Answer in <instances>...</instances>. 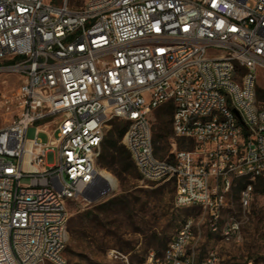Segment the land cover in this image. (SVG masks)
I'll return each mask as SVG.
<instances>
[{
    "label": "built area",
    "instance_id": "obj_1",
    "mask_svg": "<svg viewBox=\"0 0 264 264\" xmlns=\"http://www.w3.org/2000/svg\"><path fill=\"white\" fill-rule=\"evenodd\" d=\"M0 60L21 77L3 102L18 111L0 128V264H67L68 204L103 190L115 119L128 123L122 141L144 180H172L177 206H203L212 232L241 239L235 216L220 225L221 208L246 178L248 210L264 177V0H0ZM166 104L188 144L174 141L167 159L150 118ZM200 237L188 218L139 264H221L215 248L198 260Z\"/></svg>",
    "mask_w": 264,
    "mask_h": 264
},
{
    "label": "rangeland",
    "instance_id": "obj_2",
    "mask_svg": "<svg viewBox=\"0 0 264 264\" xmlns=\"http://www.w3.org/2000/svg\"><path fill=\"white\" fill-rule=\"evenodd\" d=\"M256 1L251 0V3ZM4 64L6 61L0 60V128L8 124L18 111L16 106L8 109L3 102L13 97L21 83L19 74ZM259 83L264 86V70L260 71ZM150 118L154 147L159 157H171L174 141L178 142L179 148L188 147L184 139L175 135L173 123L161 132L157 109ZM111 128L112 124L106 127V134ZM156 132H161L163 136L155 141ZM27 135L28 138L36 137L35 125L29 128ZM40 138L48 141L49 135L41 133ZM121 145H124L123 141ZM56 160V153L50 152L47 162L55 163ZM100 167L111 172L118 185L116 188L110 186L97 201L85 198L69 201V240L64 251L67 264H126L124 256L132 264L143 263L152 251L161 254L188 218H193L201 229V237L195 246L200 262L209 249L215 248L220 254L221 264H247L250 260L253 264H264V193L257 190L259 178L255 182L256 192L248 210L240 205V193L247 180L236 181L229 192L228 204L221 208L220 225L229 215L235 216L241 221L242 237L239 241H225L220 232L210 229L208 209L201 205H176V186L172 180L149 181L143 179L138 169L119 175L113 169ZM29 181V178L22 180L24 183ZM104 202H108L106 206L97 207ZM112 249L124 256H111Z\"/></svg>",
    "mask_w": 264,
    "mask_h": 264
},
{
    "label": "trees",
    "instance_id": "obj_3",
    "mask_svg": "<svg viewBox=\"0 0 264 264\" xmlns=\"http://www.w3.org/2000/svg\"><path fill=\"white\" fill-rule=\"evenodd\" d=\"M6 64H11V62H6ZM263 89H260V93ZM174 107L171 104L163 105L157 108V118L159 119L161 132L165 127H169V124L173 123ZM112 128L105 135L103 142V150L101 156L98 160L99 165L113 169L119 175L123 172H128L130 170L135 171L137 169L131 155L125 145H121L123 137L127 131L128 123L124 120L115 119L111 122ZM161 132H156L155 141L163 136ZM105 151V152H104ZM155 153L158 154V150ZM248 181V179L244 178ZM260 186H257V190L264 193V177L259 178ZM108 202L100 204L104 207Z\"/></svg>",
    "mask_w": 264,
    "mask_h": 264
},
{
    "label": "bare ground",
    "instance_id": "obj_4",
    "mask_svg": "<svg viewBox=\"0 0 264 264\" xmlns=\"http://www.w3.org/2000/svg\"><path fill=\"white\" fill-rule=\"evenodd\" d=\"M102 182H106L112 188H116L118 185L117 178L108 170L102 169L100 172Z\"/></svg>",
    "mask_w": 264,
    "mask_h": 264
},
{
    "label": "water",
    "instance_id": "obj_5",
    "mask_svg": "<svg viewBox=\"0 0 264 264\" xmlns=\"http://www.w3.org/2000/svg\"><path fill=\"white\" fill-rule=\"evenodd\" d=\"M109 189H110V186H109L106 182H104V188H103V190H102L101 192H99V193H97V194H95V195H90V196H88L87 198H88L90 201H97V200H99L100 197H101L102 195H104Z\"/></svg>",
    "mask_w": 264,
    "mask_h": 264
}]
</instances>
